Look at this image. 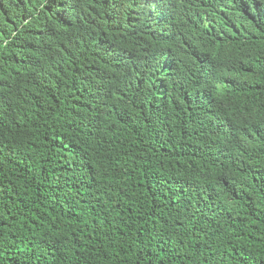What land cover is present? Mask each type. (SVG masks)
Listing matches in <instances>:
<instances>
[{"label": "trees", "instance_id": "1", "mask_svg": "<svg viewBox=\"0 0 264 264\" xmlns=\"http://www.w3.org/2000/svg\"><path fill=\"white\" fill-rule=\"evenodd\" d=\"M0 264H264V0H0Z\"/></svg>", "mask_w": 264, "mask_h": 264}]
</instances>
